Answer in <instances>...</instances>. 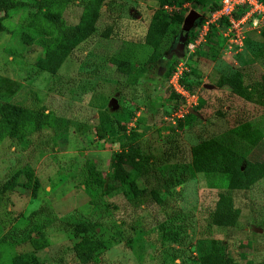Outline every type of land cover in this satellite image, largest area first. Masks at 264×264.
<instances>
[{
	"label": "rangeland",
	"instance_id": "obj_1",
	"mask_svg": "<svg viewBox=\"0 0 264 264\" xmlns=\"http://www.w3.org/2000/svg\"><path fill=\"white\" fill-rule=\"evenodd\" d=\"M196 1L70 0L60 10L67 24L91 18V4L98 31L112 34L81 42L55 73L36 71L45 55L31 25L45 21L36 9L1 17L0 100L26 109L28 123L20 137L0 141V264H83L75 246L94 255L87 264H204L207 239L223 242L228 264H264V59L254 57L264 33L244 26L241 46L222 27L205 30L208 4ZM190 10L201 16L185 32ZM162 11L183 20H168L150 61L154 49L142 39ZM124 54L134 55L128 65L113 60ZM181 61L194 99L172 96L169 78ZM139 64L143 74L128 85ZM223 76L232 82L218 86ZM56 117L68 121L63 137ZM244 122L262 134L255 145L239 136ZM208 138L248 161L252 186L243 175V186L231 189L193 169L191 149ZM130 146L140 153L134 180L144 192L136 197L112 177L115 153ZM221 193L233 197V225L214 213ZM42 206L49 211L32 215ZM86 222L93 227L80 230Z\"/></svg>",
	"mask_w": 264,
	"mask_h": 264
},
{
	"label": "trees",
	"instance_id": "obj_2",
	"mask_svg": "<svg viewBox=\"0 0 264 264\" xmlns=\"http://www.w3.org/2000/svg\"><path fill=\"white\" fill-rule=\"evenodd\" d=\"M219 1L220 0H204V2L208 4L206 10L207 13L212 11L218 5ZM69 2L70 0H2L0 2V13L3 14L0 16V19L10 10L27 6L35 8L36 15L39 18L45 19L44 22L36 20L31 21V25L35 27L37 36L36 42L45 52V55L40 57L35 63L37 72H57L63 61L81 42L95 34L102 37H109L112 34L110 29L98 31L94 24L98 15V8L91 4L85 5L86 12L84 14L88 15L90 13L91 18L87 19L82 17L77 24H67L62 18L60 10ZM196 2H199V0ZM55 8L56 11L54 10ZM172 18H175L179 23L183 20V18L178 17L177 14L171 16L162 11L157 12L150 21L142 39L144 45L154 49V53L149 59L150 61H154L157 56H160L157 52V47L167 32L168 20ZM221 22H223V20H221ZM211 26L213 27L214 25H210V28ZM4 30H6V27L0 23V31ZM261 33L263 34L264 31ZM133 56V54H124L123 56L119 55L118 57H114L113 60L117 63L128 65ZM254 57L257 59H264V47H261L254 52ZM142 74L143 70L141 64H139L138 67L133 68L132 72L128 73L125 80L128 85H133L138 81L139 76ZM234 80L235 78L233 81ZM181 82L183 83V80ZM227 82L230 83L232 80H228L227 77L223 76L220 77L217 84L218 86H222ZM7 85H10V83ZM184 86L186 87L185 84ZM10 88L11 86H9V89ZM171 93L175 98L181 97V95L176 92ZM26 111V109L19 105L0 100V141L6 136L20 137L22 130L24 129V124L28 123ZM30 113H32V111H30ZM56 118L53 121L52 126L55 127L57 132H59L61 125H64L65 130L63 131L62 129V132H59L60 134H58L63 137L69 130L67 125L68 121L58 117ZM42 125V123L36 124L35 130H33L32 125L29 124V131L31 133L33 131H38L39 128L42 129ZM238 132L242 139L252 145L258 143L262 135L261 132L252 127L249 122L241 123ZM139 160V149L135 146H130L127 150H121L115 153V157L111 163L113 179L124 184L132 197H136L139 194L141 195L144 192L137 190L135 187L134 176L141 171V162ZM191 160L192 167L196 172L215 176L221 181L223 186L231 189H239L243 186V175L246 178L247 184L250 186L254 184L253 182L256 181L257 178L249 170L248 161H246L245 158L222 141L215 138L204 139L194 145L191 149ZM242 166H244L243 170H241ZM152 194L157 197L156 191L152 190ZM47 210L49 211L48 207L42 206L32 215L41 214ZM214 213L218 217L233 218V221H230L229 224H235L237 214L234 211L233 197L230 194L221 193L215 203ZM85 225L81 227L80 230L89 231L93 227L92 222H86ZM0 244H5L4 237L0 238ZM200 244L205 245V252L200 257L204 264H228L226 247L221 240L207 239ZM74 250L83 264H87L88 261L94 257L88 249H82L75 246Z\"/></svg>",
	"mask_w": 264,
	"mask_h": 264
},
{
	"label": "built area",
	"instance_id": "obj_3",
	"mask_svg": "<svg viewBox=\"0 0 264 264\" xmlns=\"http://www.w3.org/2000/svg\"><path fill=\"white\" fill-rule=\"evenodd\" d=\"M165 7L168 8L169 6L166 5ZM212 24L222 27L229 33H234L231 41H239L242 46L241 38L243 37L242 28L244 26L250 25L259 33L264 31V1L220 0L218 5L207 14L204 29L207 30ZM193 45L191 44L190 46ZM187 71L186 63L184 61L179 62L169 78V86L172 87L174 92L181 95L183 99H194L195 96L181 82Z\"/></svg>",
	"mask_w": 264,
	"mask_h": 264
},
{
	"label": "water",
	"instance_id": "obj_4",
	"mask_svg": "<svg viewBox=\"0 0 264 264\" xmlns=\"http://www.w3.org/2000/svg\"><path fill=\"white\" fill-rule=\"evenodd\" d=\"M201 16L200 13H198L195 10H190L188 12V14L186 15V17L183 20V26H182V30L185 32H188L191 27L194 26L196 20Z\"/></svg>",
	"mask_w": 264,
	"mask_h": 264
}]
</instances>
